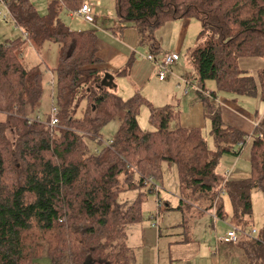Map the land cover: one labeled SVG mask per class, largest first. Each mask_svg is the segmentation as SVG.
<instances>
[{
    "label": "trees",
    "instance_id": "16d2710c",
    "mask_svg": "<svg viewBox=\"0 0 264 264\" xmlns=\"http://www.w3.org/2000/svg\"><path fill=\"white\" fill-rule=\"evenodd\" d=\"M0 2L22 32L0 44V264H135L128 229L143 222L148 194H157L161 210L157 186L165 163L177 169L184 228L194 206L248 231L252 192L264 191V117L248 135L223 121L217 99L260 94L264 102V66L257 77L240 66L246 58L264 62V0H115L118 30L136 29L139 45L158 61L165 56H154L161 52L156 33L163 26L201 22L198 44L187 58L213 149L200 128L180 124L171 106L155 107L139 93L124 99L110 81L103 85L108 73L98 68L96 30L71 29L61 18L64 8L79 10L81 0L49 2L45 15L30 0ZM47 43L57 44L59 53L55 92L44 113L41 67L27 68L23 55L28 44L40 51ZM143 107L149 130L139 123ZM54 109L57 127L50 124ZM113 121L118 129L105 141L103 129ZM249 137L250 175L229 181L218 172L222 156H240ZM135 189L143 190L135 202L120 201ZM243 243L248 258L264 264V229Z\"/></svg>",
    "mask_w": 264,
    "mask_h": 264
},
{
    "label": "crops",
    "instance_id": "0c3cea01",
    "mask_svg": "<svg viewBox=\"0 0 264 264\" xmlns=\"http://www.w3.org/2000/svg\"><path fill=\"white\" fill-rule=\"evenodd\" d=\"M77 11L70 12L71 17ZM120 26L117 16L111 18L105 28L96 26L104 30L97 32V51L102 60L98 68L114 77L111 82L112 87L115 86L114 92L124 99L139 93L155 107L171 106L179 113V122L183 127L191 125L192 121L189 122L188 118L198 112H202L205 118L201 97L191 87L195 78L194 68L191 70L189 64L186 65V62L190 63L189 59L185 63L182 60L184 51L188 57L189 51L198 43V37L196 41L194 35L190 37L191 27L196 26L195 21H172L156 33L161 52L155 57L161 58L170 53L180 55L179 61L170 66L169 74L163 81L159 79L155 64L147 58L151 52L147 47L139 45L136 29L128 27L119 31ZM130 63V70L125 75H118ZM189 88L194 93H190ZM217 103L220 111L224 109L230 114L242 115L244 124L235 125V128L248 131L253 126L254 129L257 118L243 109L237 98L219 94ZM221 113L223 121L231 123L229 117L223 111ZM248 125H251L250 128ZM249 175V172L235 169L225 178L229 181L239 180ZM168 199L170 198L163 195L161 210L157 206L155 210L149 208L148 216L144 211L143 222L128 229L127 243L135 252V264H254L248 258L243 242L257 237L240 234L237 243L222 242L219 239L225 237L233 226L232 222L217 218L214 210L204 211L194 206L188 211L191 218L189 227L184 228L183 211L179 209L180 198Z\"/></svg>",
    "mask_w": 264,
    "mask_h": 264
},
{
    "label": "rangeland",
    "instance_id": "374dc122",
    "mask_svg": "<svg viewBox=\"0 0 264 264\" xmlns=\"http://www.w3.org/2000/svg\"><path fill=\"white\" fill-rule=\"evenodd\" d=\"M32 4L36 7L39 14L45 15L47 13V6L48 3L44 2L43 0H30ZM58 2H65L64 0H52ZM78 1V0H77ZM80 1V0H79ZM89 2L95 8V24H87L84 23L77 15H73L71 17V11L67 8H64L61 18L62 20L69 25L72 29L76 30H89L94 29L96 32H104V30L100 28H105L106 24L111 18H116V4L114 0H89ZM0 44L3 43L5 40L10 39L14 40L22 36V32L19 28H17L8 12L6 6L1 4L0 2ZM195 21L196 26H192L190 29V37L194 35V40L198 37L199 33L202 30V25L199 20L193 19ZM99 26V27H96ZM98 35V34H97ZM193 41V42H195ZM198 44V43H197ZM194 45L193 49L197 46ZM58 53H59V46L54 43H47L42 50L37 51L36 48L32 44H28L24 49L23 55V63L27 68H31L33 66L39 65L41 67V71L43 73V83H44V97L42 101V112L46 113L50 109L51 101H52V91L55 92V79H54V69L58 63ZM186 52L184 51V55L182 57L183 63L186 62L188 59L186 56ZM189 64L190 69L192 70L193 67L190 63L186 62V65ZM240 66L243 70H246L250 75L257 77L258 71L263 68L264 62L262 59L259 58H246L240 60ZM170 69V68H169ZM194 71V69H193ZM207 88L214 89L215 84L213 81H208L206 83ZM115 91V86L111 87ZM193 89L189 88L190 93H194ZM232 96V95H230ZM239 100L240 106L245 109L247 112L254 115L257 118L255 123H258L264 117V102L261 100L260 94H258L254 98H247L243 96H232ZM85 101L82 102L80 109L78 110L77 116L79 117L85 108ZM226 114L225 116L229 117V122L226 123L230 126H235L239 124H244L241 120L242 115L239 113L230 114L228 110L221 109V112ZM181 118V117H180ZM188 121L192 124H188L187 128H192L189 126H198L202 130L203 136L206 138V141L209 145L210 149L214 148L213 138L210 135V122L204 118L202 112H198L193 117L188 118ZM139 123L144 130L151 129V125L149 123V111L147 107H143L141 109V113L139 115ZM251 126V125H250ZM248 125V127L250 128ZM253 127V126H252ZM248 131H243L246 134H251L252 129ZM118 129V123L113 121L109 123L103 129V137L105 141L111 139ZM252 138H248V141L242 150L240 156H234L232 154H224L220 161V166L218 168L219 174L221 176L226 177L231 171L237 169L240 172H250V150L252 146ZM162 183L160 188V196L161 198L164 196L169 197L168 200H175L176 197H179V181H178V173L177 169L174 165L170 164H163L162 165ZM152 181V180H151ZM156 181V180H155ZM152 183H155L152 181ZM163 185V186H162ZM143 193V190H132L127 193H123L120 196L121 202H127L129 204L135 202L140 195ZM145 197V196H144ZM157 194L152 193L148 194L144 201H143V210L145 214L148 216L149 208H153L155 210L157 206ZM252 203H253V220L248 224V231L249 233L251 230H255L256 234L253 237H258L261 235L264 229V191L262 190H254L251 195ZM223 203L225 212L230 216L231 214V204L226 195H223Z\"/></svg>",
    "mask_w": 264,
    "mask_h": 264
},
{
    "label": "built area",
    "instance_id": "2783aa9c",
    "mask_svg": "<svg viewBox=\"0 0 264 264\" xmlns=\"http://www.w3.org/2000/svg\"><path fill=\"white\" fill-rule=\"evenodd\" d=\"M43 1L46 3L52 2V0H43ZM1 4L3 3L1 2ZM95 12H96L95 8L89 2V0H82V5L80 9L77 12H74L73 15H77L84 23L93 25L95 24V18H96ZM147 58L149 61L155 64L158 70L159 79L163 81L169 74L170 66L175 64L180 59V55L177 53H170L168 55H165L159 61L151 55L148 56ZM50 124L54 127H57L59 125V119L56 115V109L53 110V114L51 115ZM157 189H159L158 186H157ZM158 206L161 207L162 202H159ZM240 234H247L248 236L253 237L256 234V231L252 230L249 233H246L242 231L239 227L232 226L231 229L226 233L225 237H222L219 240L225 243L234 244L238 242Z\"/></svg>",
    "mask_w": 264,
    "mask_h": 264
},
{
    "label": "water",
    "instance_id": "95a60500",
    "mask_svg": "<svg viewBox=\"0 0 264 264\" xmlns=\"http://www.w3.org/2000/svg\"><path fill=\"white\" fill-rule=\"evenodd\" d=\"M113 76L111 74H107L104 81H103V85H107L108 81H110V83L113 81Z\"/></svg>",
    "mask_w": 264,
    "mask_h": 264
}]
</instances>
